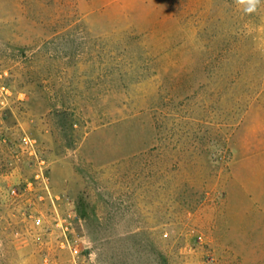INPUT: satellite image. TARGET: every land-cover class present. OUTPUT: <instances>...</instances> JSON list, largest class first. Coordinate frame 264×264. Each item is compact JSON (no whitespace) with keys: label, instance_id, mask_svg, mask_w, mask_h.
I'll return each instance as SVG.
<instances>
[{"label":"rangeland","instance_id":"obj_1","mask_svg":"<svg viewBox=\"0 0 264 264\" xmlns=\"http://www.w3.org/2000/svg\"><path fill=\"white\" fill-rule=\"evenodd\" d=\"M0 264H264V4L0 0Z\"/></svg>","mask_w":264,"mask_h":264},{"label":"clouds","instance_id":"obj_2","mask_svg":"<svg viewBox=\"0 0 264 264\" xmlns=\"http://www.w3.org/2000/svg\"><path fill=\"white\" fill-rule=\"evenodd\" d=\"M235 3L241 6L246 14H252L257 12L258 8L264 4V0H235Z\"/></svg>","mask_w":264,"mask_h":264}]
</instances>
